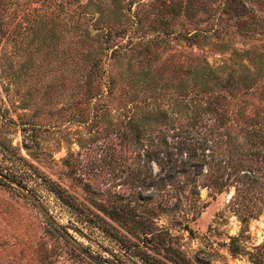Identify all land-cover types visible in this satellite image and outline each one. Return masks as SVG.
<instances>
[{"label": "rangeland", "instance_id": "374dc122", "mask_svg": "<svg viewBox=\"0 0 264 264\" xmlns=\"http://www.w3.org/2000/svg\"><path fill=\"white\" fill-rule=\"evenodd\" d=\"M119 2L127 32L110 0H0V264H264V73L236 95L191 82L204 58L264 66V0ZM169 5L211 36L147 42ZM77 22L108 40L91 79ZM148 43L157 80L132 84Z\"/></svg>", "mask_w": 264, "mask_h": 264}, {"label": "trees", "instance_id": "16d2710c", "mask_svg": "<svg viewBox=\"0 0 264 264\" xmlns=\"http://www.w3.org/2000/svg\"><path fill=\"white\" fill-rule=\"evenodd\" d=\"M250 1L251 0H225L227 4V10L236 13L235 16H242L243 14H245V11H248L249 7L251 6ZM110 2L111 3L109 5V8H107V10H109V15L104 19L105 25L109 29L116 28L117 31L119 30L120 32H127L129 23H127L128 15L126 14V11L123 10L124 5L120 3L119 0H110ZM100 6L102 5H99V7ZM130 6L131 4H129V8ZM185 12L189 13L190 16L196 13L193 11V7H188ZM167 15L169 16L168 18H166ZM179 16L180 9L175 7V5H169L167 10H159L158 16H156L154 21L150 24V27H152L153 31H155L154 33L157 32L159 34L158 37L156 36L158 40L153 38L147 40V42L164 41L165 38H161L164 35L166 37L174 36L175 39L180 38L199 45L201 42L205 41L209 36H211V34H208V32L210 31L207 26H201L191 18L189 20V22L191 23H179L181 24L180 28H175V25L178 23L175 19H177ZM71 17L72 16H70V18ZM99 20L101 19L99 18ZM140 21L141 20L139 19L137 23H139ZM67 23L69 24V22ZM71 28L74 32H79L78 34L81 37L79 42L82 44V48L86 49L84 60L86 65H90L91 69L87 75V78L91 79L96 74L95 70L99 69V62L101 60L102 54L101 50L104 46L103 43L107 42L108 40L102 41V34L96 33L94 35L87 24H80L77 22L69 27L67 32H69ZM52 33L54 34L53 31ZM218 33V37H220V35H222V32L219 31ZM212 34H217V31L213 30ZM133 36L135 37V34H133ZM136 44V40H130L129 45H133L131 49H134ZM142 45L143 47L141 49L139 48L138 52L133 57V60L137 62L138 70L134 69L135 66L132 65V62H128V73L133 75H135L136 73L135 78L131 79L132 84H153L155 80H157L154 76L155 74L150 75L151 72L146 70L145 66H143L145 64L148 65V63L146 62L150 59H154V55L149 51L153 44L148 43L146 45ZM113 52L116 53L117 49H115ZM145 55L149 56L145 57ZM138 56L143 57L141 59H138ZM260 58L261 57H257L256 62H254V59L252 58L249 60L251 61L252 66H254V71L248 65H245L243 63H240L238 67L230 66L227 68V66L225 65H223L222 67H214L207 63L206 58L200 59V62L195 64L193 68V77L191 80L196 95L199 96L203 93H207V89L208 91L217 90L219 87L220 89L226 91L228 94L234 93V95H236L238 93H244L250 88L255 87L256 85H258V82L261 80L262 74L264 73V66H262V64L260 63ZM149 66L150 65H148V67ZM139 72L142 74V76H139ZM118 74L124 77L123 72H118ZM133 87L135 86L133 85ZM183 87L184 85L180 83V88ZM197 111H199V107H197ZM193 119L196 120V115L193 117ZM219 119L221 120L222 116L219 117Z\"/></svg>", "mask_w": 264, "mask_h": 264}, {"label": "water", "instance_id": "95a60500", "mask_svg": "<svg viewBox=\"0 0 264 264\" xmlns=\"http://www.w3.org/2000/svg\"><path fill=\"white\" fill-rule=\"evenodd\" d=\"M8 179V178H7ZM10 180V179H9ZM11 182H14L15 184H17V185H19V183L18 182H16V181H14V180H10ZM30 195V197H32V199H34V200H36V198H35V196L33 195V194H29ZM37 201V200H36ZM37 203H38V205H39V207L41 208V209H44L43 208V206L37 201Z\"/></svg>", "mask_w": 264, "mask_h": 264}]
</instances>
